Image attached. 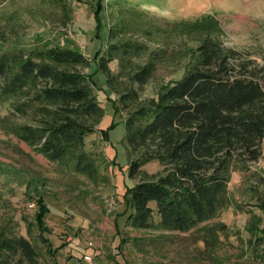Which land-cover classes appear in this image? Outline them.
Here are the masks:
<instances>
[{
  "label": "trees",
  "instance_id": "obj_1",
  "mask_svg": "<svg viewBox=\"0 0 264 264\" xmlns=\"http://www.w3.org/2000/svg\"><path fill=\"white\" fill-rule=\"evenodd\" d=\"M126 2L131 4L111 0L120 15L108 28L105 48L93 59L79 49L59 45L0 51V110L7 109L1 124L6 134L17 136L54 163L55 171L84 176L97 185L107 180L100 173L105 155L87 147V138L94 133L109 139L101 128L106 109L86 72L95 61L106 87L117 95L116 110L125 118L120 144L133 180L126 227L154 233L130 237L123 231L121 250L132 242L150 256L175 241L177 233L192 231L206 245L204 254L221 264L225 260L218 254L224 245L221 236L229 237L230 229L222 221H212L231 206L264 213V174L254 168L263 155L264 53L259 62L248 52L227 46L222 42L224 30L212 15L183 19L173 26L188 39L180 55L172 54L175 50L167 40L159 44L162 49H153L150 43L160 31L158 25ZM4 29L0 23L1 42L7 40ZM146 52L147 58L137 60ZM165 52L172 54L171 60H188L180 68L183 76L159 85L155 95L141 97L136 87L154 77L158 64L168 60ZM114 60L119 62L118 70L110 67ZM154 161L160 162L159 171L143 169ZM235 172L244 174V188L239 196L236 193L239 198L229 189ZM46 208L36 218V226L49 245L43 234ZM256 215L246 222L251 232L247 241L239 239L264 264V226L261 234L254 227L260 221L264 224V216ZM3 221L0 264H40V248L10 221Z\"/></svg>",
  "mask_w": 264,
  "mask_h": 264
},
{
  "label": "rangeland",
  "instance_id": "obj_2",
  "mask_svg": "<svg viewBox=\"0 0 264 264\" xmlns=\"http://www.w3.org/2000/svg\"><path fill=\"white\" fill-rule=\"evenodd\" d=\"M130 1L131 4L126 3L143 11L148 18L146 21L155 22L160 29L156 30L150 43L153 49H162L163 45L159 44L167 40L171 50H175L172 54L180 55L188 39L184 40L185 33L173 26L183 19L212 15L224 30L222 42L263 61L264 0ZM66 14L70 17L65 20L67 24L64 22ZM116 15H120L118 6L111 4V0H0V23L7 37L5 42L0 41V51L59 45L79 49L93 59L105 48L108 28L117 19ZM133 30L129 31L132 33ZM147 53L137 60L147 58ZM165 54L166 58L172 55L170 52ZM180 60L168 58L158 64L154 77L145 86L136 87L140 96L151 97L162 83L182 77L184 72L180 68L188 60ZM118 64L114 60L111 69L118 70ZM86 72L96 84L98 102L106 109L101 128L109 133L108 140L103 139L101 132L90 135L87 147L105 155V160L100 163V173L107 180L97 185L85 181L84 176H68L63 171H55L54 163L17 136L6 134L1 117L7 109L3 108L0 110V224L3 220L10 221L19 234L36 244L41 250L40 264H86L83 260L86 253L93 256L96 264H218L212 256L204 254L206 245L198 242L192 231L177 233L175 241L166 244L162 252L150 256L143 255L132 242L124 244L121 250L123 231L130 237H147L154 233L126 227L125 212L130 209L128 197L133 180L129 177L128 159L120 144L125 132V118L116 110L117 95L106 87L105 77L97 72L95 61L92 60ZM262 146L263 155L254 168L264 174V140ZM143 169L159 171L160 162H149ZM229 183L233 197L239 198L245 184L244 174L233 173ZM85 190L89 194L83 193ZM39 198L47 206L43 234L50 241L49 245L41 240L36 226V218L44 209ZM256 214L264 216L257 208L253 212H241L231 206L212 221L214 224L222 221L230 229L229 237L221 236L224 245L218 254L225 258L221 264H261L239 239L241 236L247 241L251 232L246 222ZM263 226V221L254 225L257 233L261 234Z\"/></svg>",
  "mask_w": 264,
  "mask_h": 264
},
{
  "label": "built area",
  "instance_id": "obj_3",
  "mask_svg": "<svg viewBox=\"0 0 264 264\" xmlns=\"http://www.w3.org/2000/svg\"><path fill=\"white\" fill-rule=\"evenodd\" d=\"M83 260H85V263L86 264H96L93 256L91 254H85L84 257H83Z\"/></svg>",
  "mask_w": 264,
  "mask_h": 264
}]
</instances>
